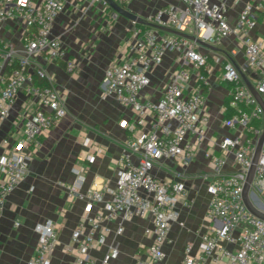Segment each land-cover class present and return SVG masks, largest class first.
<instances>
[{"label": "built area", "instance_id": "2783aa9c", "mask_svg": "<svg viewBox=\"0 0 264 264\" xmlns=\"http://www.w3.org/2000/svg\"><path fill=\"white\" fill-rule=\"evenodd\" d=\"M114 1L124 5L133 0ZM180 1L159 7L148 21L216 45L220 47L218 54H209L212 49L208 48L200 50L196 41L179 34H164L155 27L132 28L125 57L104 70L103 97L113 96L134 110L135 118L121 123L134 136L117 161V185L107 188L112 198L93 216H84L73 230L74 257L68 264H92L90 249L104 244L109 233L103 222L120 215L152 217V227L146 229L152 236L150 257L138 258L134 264L163 260L164 243L179 215L176 205L186 196V188L173 178L157 177L153 173L155 162L170 159L185 167L204 142L208 143L205 154L212 167L208 217L220 224L203 235L197 254L191 253V245L186 247L183 264H264V220L248 211L242 197L252 153L264 127V108L238 69L264 101V36H251L257 25L256 11L264 13V0L247 3L234 24L228 20L226 0ZM69 7L82 15L94 10L100 29L109 27L119 16L110 0H0V126L14 114L0 153V218L6 197L27 175L41 138L67 114L65 99L44 61L65 59L67 71H76L77 59L68 56L62 36L54 32L56 19ZM226 39L228 45L221 48ZM169 50L177 53L178 66L164 92L157 101L142 100L140 93L150 84L152 69L162 63ZM210 57L221 62L222 80L230 85L224 110L230 108L233 113L223 124L237 129L235 135L218 141L207 137L210 115L202 93L214 68ZM84 143L90 145L89 139ZM229 153L237 163L232 172L224 171ZM85 158L93 161L94 153H86ZM80 171L75 169L81 183ZM252 188L258 196L252 199L254 205L264 210V144ZM72 190L78 191L76 187ZM86 197L102 201L103 189H90ZM122 230L119 225L117 233ZM35 231L38 244L28 264H50L58 242V224L47 220L37 224ZM118 254V247L110 245L102 264H109Z\"/></svg>", "mask_w": 264, "mask_h": 264}, {"label": "crops", "instance_id": "0c3cea01", "mask_svg": "<svg viewBox=\"0 0 264 264\" xmlns=\"http://www.w3.org/2000/svg\"><path fill=\"white\" fill-rule=\"evenodd\" d=\"M180 4V0H133L121 5L132 17L119 13L118 18L106 29L99 28V18L94 10L82 15L69 7L54 24V32L60 34L68 48V56L76 58L74 73L66 69V60L44 61L46 69L54 77L56 86L65 99L67 114L41 138V144L30 162L29 171L22 181L8 194L3 216L0 218V264H28L38 244L35 226L47 220L58 224V242L54 247L50 264H68L74 257L72 232L86 216H93L112 198L107 188H115L119 178L118 159L134 133L122 126V121H132L135 112L119 103L113 96L103 97L105 68L125 57L130 31L137 25L153 27L148 22L156 9L167 4ZM247 3L256 0H226L227 17L234 24ZM257 25L251 31L253 38L264 36V13L256 11ZM161 33L173 34L159 29ZM223 41L222 46L228 45ZM206 52L207 48L200 47ZM220 48V47H219ZM212 50L209 54H218ZM242 61L244 59L242 58ZM214 65L208 73L209 84L203 88L204 108L209 113L207 137L218 141L233 136L237 129L223 124L224 110L230 98V85L222 80L220 61L210 57ZM178 66L177 53L169 50L161 64L151 73L150 84L141 91L142 100L157 101ZM12 114L0 126V153L2 140L12 124ZM89 139L90 145H85ZM96 148L99 149L96 150ZM208 143L198 149L194 160L182 167L170 159L155 162L153 173L159 178H173L184 183L186 196L180 198L176 209L177 221L172 223L164 243L166 256L156 264H183L185 249L191 245V253L197 254L202 237L219 226L218 220L208 217L211 200L208 183L212 177L211 161L205 152ZM221 154L216 147L215 150ZM94 153V160L85 158ZM137 159V156H133ZM224 171L237 169L233 153L226 156ZM75 169L80 171V183ZM72 187L77 188L73 192ZM103 189V200L92 201L86 197L90 189ZM109 229L104 244L93 247L89 253L92 264H102L110 245H116L119 254L109 264H134L138 258L149 259L152 236L146 229L152 227L151 215L105 220ZM123 230L117 233L118 227Z\"/></svg>", "mask_w": 264, "mask_h": 264}, {"label": "water", "instance_id": "95a60500", "mask_svg": "<svg viewBox=\"0 0 264 264\" xmlns=\"http://www.w3.org/2000/svg\"><path fill=\"white\" fill-rule=\"evenodd\" d=\"M110 2L118 13H121L127 17H132V15L130 13H128L120 4H118L114 0H110ZM148 23L155 28L167 30L169 32H172L173 34H179V35L185 36L189 39H192V40L196 41L200 47H204V48H208V49H212V50H218L219 49L218 46L213 45L211 43H207V42L197 38L194 35L183 33V32L177 31V30L169 28V27H162V26L155 24L153 22H150V21ZM238 69H239L240 74L244 78L248 88L251 90L253 95L257 98V100L260 102V104L264 108V101H263L261 95L256 90L254 84L246 77V74L240 69L239 66H238ZM263 144H264V127L262 129L260 136L258 137V139L256 141L255 149L252 153L251 164H250L249 169L247 171L246 180H245L243 190H242V197H243V201H244L245 206L248 209V211L251 212L254 216L264 220V210L256 207L252 201V199H258L257 194L254 192V190L252 188V184H253L256 164H257L260 152L262 150Z\"/></svg>", "mask_w": 264, "mask_h": 264}, {"label": "trees", "instance_id": "16d2710c", "mask_svg": "<svg viewBox=\"0 0 264 264\" xmlns=\"http://www.w3.org/2000/svg\"><path fill=\"white\" fill-rule=\"evenodd\" d=\"M227 104H228V101H227ZM232 113H233L232 109L228 108L226 110V117H229Z\"/></svg>", "mask_w": 264, "mask_h": 264}]
</instances>
